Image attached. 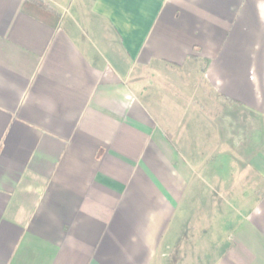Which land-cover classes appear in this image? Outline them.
Listing matches in <instances>:
<instances>
[{"label":"crops","instance_id":"0c3cea01","mask_svg":"<svg viewBox=\"0 0 264 264\" xmlns=\"http://www.w3.org/2000/svg\"><path fill=\"white\" fill-rule=\"evenodd\" d=\"M0 264H264V0H0Z\"/></svg>","mask_w":264,"mask_h":264},{"label":"rangeland","instance_id":"374dc122","mask_svg":"<svg viewBox=\"0 0 264 264\" xmlns=\"http://www.w3.org/2000/svg\"><path fill=\"white\" fill-rule=\"evenodd\" d=\"M203 68L201 62L196 66H187L173 75L165 76L161 73L149 76L145 84L149 92L145 101L150 105L154 118L164 127L174 130L173 125L180 123L182 118L184 123H189L190 118L193 122L204 121L208 117V109L220 112L218 110L222 103L212 97L210 88L204 83ZM190 110L203 111L199 115H192ZM212 117L216 120L218 116Z\"/></svg>","mask_w":264,"mask_h":264},{"label":"trees","instance_id":"16d2710c","mask_svg":"<svg viewBox=\"0 0 264 264\" xmlns=\"http://www.w3.org/2000/svg\"><path fill=\"white\" fill-rule=\"evenodd\" d=\"M204 66H205V62H204ZM202 71H204V68H203V70Z\"/></svg>","mask_w":264,"mask_h":264}]
</instances>
